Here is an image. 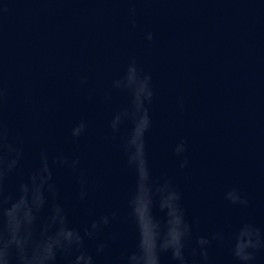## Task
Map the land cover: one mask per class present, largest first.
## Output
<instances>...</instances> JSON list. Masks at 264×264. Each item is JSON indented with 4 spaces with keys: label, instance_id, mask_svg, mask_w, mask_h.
<instances>
[{
    "label": "water",
    "instance_id": "1",
    "mask_svg": "<svg viewBox=\"0 0 264 264\" xmlns=\"http://www.w3.org/2000/svg\"><path fill=\"white\" fill-rule=\"evenodd\" d=\"M0 133V264H264V0H0Z\"/></svg>",
    "mask_w": 264,
    "mask_h": 264
},
{
    "label": "clouds",
    "instance_id": "2",
    "mask_svg": "<svg viewBox=\"0 0 264 264\" xmlns=\"http://www.w3.org/2000/svg\"><path fill=\"white\" fill-rule=\"evenodd\" d=\"M149 39H151V36H149ZM145 87L146 85L144 84V90L145 91ZM152 93L150 91H148L146 93V98H151ZM137 100V104L138 107L140 105V96L136 97ZM115 126V125H114ZM149 126V119L148 116L146 114V111L144 113V115H142L139 119V127H135L134 130V136L132 138V140L130 141L132 144L136 145V157L135 159L139 160V173H140V179L141 181L145 179V177H147V172L145 169V161L143 158V134L144 132L147 130ZM84 128V125L81 124L78 128H76L73 132L74 135H78ZM0 135H2V133H0ZM16 163V161L12 162V165H9V167L11 168L14 164ZM173 197L174 199H178V196L173 193ZM174 256L177 258H180V250L177 249L174 251Z\"/></svg>",
    "mask_w": 264,
    "mask_h": 264
}]
</instances>
